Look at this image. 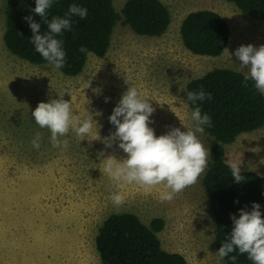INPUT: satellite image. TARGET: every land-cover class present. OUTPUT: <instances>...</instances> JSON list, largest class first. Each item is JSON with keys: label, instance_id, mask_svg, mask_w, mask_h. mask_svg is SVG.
Instances as JSON below:
<instances>
[{"label": "rangeland", "instance_id": "1", "mask_svg": "<svg viewBox=\"0 0 264 264\" xmlns=\"http://www.w3.org/2000/svg\"><path fill=\"white\" fill-rule=\"evenodd\" d=\"M126 1L113 0L115 10L121 12ZM160 1L171 14L166 34L139 36L119 23L106 53L90 54L82 72L69 77L51 64H30L7 49L6 0H0V264H101L99 228L110 215L121 213H133L146 225L162 219V248L181 254L187 264H225L216 255L215 224L202 186L207 167L195 184L171 201H161L164 185L121 188L103 172L109 156L126 158L119 141L105 148L100 141L80 140L70 130L61 138L69 142L64 151L52 147L50 131L31 115L38 103L64 95L74 115L83 119L92 114L93 130L108 137L115 132L108 117L132 85L154 108L149 127L157 137L172 128H194L187 84L214 69L247 71L234 52L241 45H264V22L226 0ZM199 10L214 11L229 25L230 43L220 57L193 55L181 42L182 21ZM37 132L42 136L39 150L31 144ZM196 135L209 151L217 143L205 132ZM225 152L229 164L264 176V128L238 136L225 145ZM117 192L125 197L120 206L109 199Z\"/></svg>", "mask_w": 264, "mask_h": 264}, {"label": "trees", "instance_id": "2", "mask_svg": "<svg viewBox=\"0 0 264 264\" xmlns=\"http://www.w3.org/2000/svg\"><path fill=\"white\" fill-rule=\"evenodd\" d=\"M248 17L264 22V0H226ZM71 4L85 7V19L71 17L72 30H64L57 39L63 40L66 64L59 69L64 75L74 77L85 67L90 54L103 56L111 42L115 27L121 23L136 35L159 38L171 25V14L160 0H127L121 12H117L113 0H53L48 19L65 18ZM35 0H6L4 13L6 31L4 42L7 49L20 59L33 65L50 64L35 51L30 42L33 33L25 16L32 15L41 24L38 34L48 29L40 17L31 10ZM181 42L185 49L196 56L217 58L227 49L231 32L224 17L211 10H199L186 16L180 26ZM84 46L87 52H80ZM254 81L245 82L241 72L230 69H214L203 77L187 84V92H198L201 87L212 99L188 101L192 112L197 105L202 114L211 118V127L204 132L217 141L210 150L207 172L202 186L210 204L215 224L217 248L222 246L232 232L231 215L239 217V210H252L258 203L264 218V176L253 171H241L243 181L237 183L232 177L227 161L225 145L232 144L242 134L264 128V94H260ZM246 85V86H245ZM164 221L153 219L148 225L133 213L110 215L99 228L96 249L101 264H187L178 253L162 248L158 234L163 231ZM236 255V264H252L247 255ZM231 264L230 257L224 259Z\"/></svg>", "mask_w": 264, "mask_h": 264}, {"label": "clouds", "instance_id": "3", "mask_svg": "<svg viewBox=\"0 0 264 264\" xmlns=\"http://www.w3.org/2000/svg\"><path fill=\"white\" fill-rule=\"evenodd\" d=\"M52 5L53 0H35V8L31 10L47 25L48 31L44 35L38 34L41 24L36 22L32 15L25 16L24 20L28 22L33 33L30 42L34 45L35 51L55 69H61L66 64V52L63 50V40L57 37L64 30H72L71 17L85 19L88 10L71 4L65 18L54 16L49 20L47 10ZM79 51L84 53L87 49L81 46ZM234 56L239 61L240 68L247 69L243 73L244 81H255L257 91L264 94V45L259 47L252 44L241 45L235 50ZM69 94L71 95L70 92ZM63 96L51 99L47 103H38L31 113L35 123L41 129L47 128L50 131L52 147L64 151L68 149L69 142L61 138L66 137L70 130L80 140L100 141L105 148H110L115 141H119L118 147L126 153V158L117 160L109 156L105 159L103 167V172L116 182L117 186L122 188L124 184L135 183L141 188L151 189L164 185L166 190L160 193L159 198L161 201H171L176 194L195 184L205 171L210 151L204 147L196 134L203 133L204 126L211 127V118L206 113L202 114L198 105L191 112L194 128H188L187 131L172 128L166 134L157 137L154 130L149 127V117L154 108L146 96L130 85L108 117L109 122L115 126V132L102 138L99 130H93L95 122L93 115L88 114L80 119L73 114L71 103L65 101ZM206 98L211 100L212 94L206 93L202 87L198 92H187V101L193 105ZM41 139V133L37 132L31 141L32 147L39 150ZM99 155L102 157L104 152L101 151ZM239 165L236 162L229 164L232 177L237 183L244 179ZM109 199L116 206L122 205L125 201L124 195L120 192L111 194ZM231 219L232 232L216 255L221 261L230 257L231 264H236L237 256L230 254L238 252L240 255L246 254L252 264H264V218L260 205L253 203L251 211L240 209L239 217L231 215Z\"/></svg>", "mask_w": 264, "mask_h": 264}]
</instances>
